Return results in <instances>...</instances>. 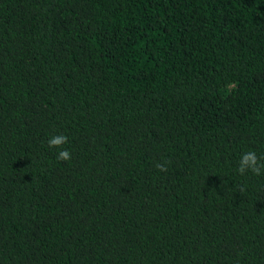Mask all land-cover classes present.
Returning a JSON list of instances; mask_svg holds the SVG:
<instances>
[{
    "label": "trees",
    "instance_id": "obj_1",
    "mask_svg": "<svg viewBox=\"0 0 264 264\" xmlns=\"http://www.w3.org/2000/svg\"><path fill=\"white\" fill-rule=\"evenodd\" d=\"M250 150L264 0H0V264H264Z\"/></svg>",
    "mask_w": 264,
    "mask_h": 264
},
{
    "label": "clouds",
    "instance_id": "obj_2",
    "mask_svg": "<svg viewBox=\"0 0 264 264\" xmlns=\"http://www.w3.org/2000/svg\"><path fill=\"white\" fill-rule=\"evenodd\" d=\"M67 137L64 135H57L49 138L48 147L55 148L57 152V160L67 162L71 159V153L63 148V145L67 143ZM264 160V157L257 158L255 151H248L242 154L237 172L240 175H244L246 172H251L254 175H261L262 170H264V163L260 161ZM157 169L160 171H165L166 169L161 164H157Z\"/></svg>",
    "mask_w": 264,
    "mask_h": 264
}]
</instances>
